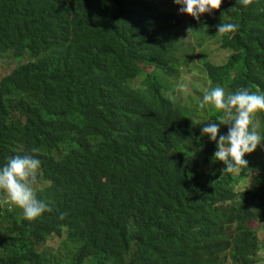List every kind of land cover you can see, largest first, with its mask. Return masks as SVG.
I'll list each match as a JSON object with an SVG mask.
<instances>
[{
	"label": "trees",
	"instance_id": "16d2710c",
	"mask_svg": "<svg viewBox=\"0 0 264 264\" xmlns=\"http://www.w3.org/2000/svg\"><path fill=\"white\" fill-rule=\"evenodd\" d=\"M222 22L239 28L216 34ZM181 23L225 53L202 57L211 88L186 96ZM7 51L27 55L0 76V168L36 156L33 188L52 211L30 222L0 205V264H257L264 142L223 173L202 129L211 121L226 135L225 110L201 103L217 86L225 99L264 94V0H223L199 21L161 0H0ZM252 123L264 141V111Z\"/></svg>",
	"mask_w": 264,
	"mask_h": 264
},
{
	"label": "clouds",
	"instance_id": "9594fccd",
	"mask_svg": "<svg viewBox=\"0 0 264 264\" xmlns=\"http://www.w3.org/2000/svg\"><path fill=\"white\" fill-rule=\"evenodd\" d=\"M174 2L182 5L179 9L181 13H187L199 21L201 14L220 9L223 0H174ZM237 3L247 8L253 5L254 0H237ZM216 27L218 29L216 34L224 35L236 31L239 25L222 22ZM187 31L190 33L192 29L189 28ZM209 104L225 110V115L216 120L220 124L230 126L226 135H219V124L211 121L202 129V135L209 136L210 140L217 144L218 150L214 153V160L222 161L226 165L222 169L223 173H234L247 167L245 154L252 153L264 142L257 132L256 125L252 123V115L257 111H264V94L251 93L249 89L240 88L225 99L224 89L217 86L204 94L201 108ZM39 151L37 147L32 149L33 153L38 154ZM40 164L41 161L36 156L25 154L8 157L6 164L0 168V205L10 200L23 209L24 218L30 222L41 217L45 211H52L48 203L37 198L33 188V185L38 183ZM64 216L65 214L61 213L60 218L63 219Z\"/></svg>",
	"mask_w": 264,
	"mask_h": 264
},
{
	"label": "rangeland",
	"instance_id": "374dc122",
	"mask_svg": "<svg viewBox=\"0 0 264 264\" xmlns=\"http://www.w3.org/2000/svg\"><path fill=\"white\" fill-rule=\"evenodd\" d=\"M161 7L174 11L178 18L186 20L187 13H181L179 9L182 5L176 4L174 0H161ZM215 16H213L212 19L215 18ZM187 26V23H181V27H179L181 32V36H179L180 50L177 52L178 55L184 57L179 65L178 75L176 78V91L179 92L181 89V92L177 94L182 96H186L187 92L194 91L193 87H198L201 90L206 87L205 91H208L211 88V81L209 82L202 65L201 59L203 56L206 57L205 55H207V57L211 58L216 57L219 60L225 58L224 50L217 46V39L215 36L203 33L202 36L198 38L188 33ZM26 55L27 53L21 56H14V59L18 62L23 61L25 59L23 56ZM14 59L12 58L10 51L0 55V76L7 73L13 67L15 62ZM197 118H199V116H197ZM34 190L35 193L40 192V190ZM22 211L23 209L17 206V213L19 214ZM255 223L256 221L254 220L249 221V224ZM258 234L260 238L263 237L264 228H262ZM67 246L69 245L67 244ZM258 258L259 260L257 261V264H264V248L260 250ZM227 263L229 264V261H227Z\"/></svg>",
	"mask_w": 264,
	"mask_h": 264
}]
</instances>
